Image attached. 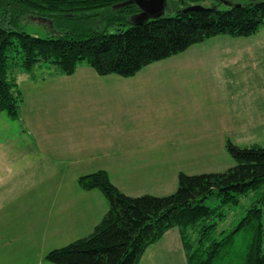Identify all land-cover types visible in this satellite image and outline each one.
<instances>
[{
    "label": "rangeland",
    "instance_id": "1",
    "mask_svg": "<svg viewBox=\"0 0 264 264\" xmlns=\"http://www.w3.org/2000/svg\"><path fill=\"white\" fill-rule=\"evenodd\" d=\"M253 1L264 0H169L161 11V17H174L177 12L191 8L225 11L232 6H243ZM74 26L86 29L88 33L101 30L106 25L100 19L80 20ZM22 29L41 38L61 36L58 32L61 29L57 30L53 24L31 18L22 22ZM118 29L120 27H109V33L114 34ZM212 44L228 52L230 47L236 52L243 45L256 50L243 56L236 54L235 60L229 63L225 61L224 70L217 71V59L211 57L210 49L207 46H194L193 50L176 57L178 59L192 53L189 59L182 58L179 65L163 68L164 73L159 71L157 77L163 79L167 99L169 91V102L180 92L183 94L173 100L171 106L169 102H161V95H156V98H160L157 107L166 113L162 115L163 119L168 118V125L159 129L156 138L168 141L164 145L167 150L162 151L161 144L143 149L142 144L147 139L140 141L139 136H134L139 141L132 138L130 147L124 150L127 153L124 158L127 165L122 169L104 158L105 153H102V158L87 161L86 155H81L80 159L85 160V163L79 164V160H76L78 151H70L72 144L67 141L70 137H60V132L66 127L73 129L69 121L62 119L63 116L60 121H56V115L50 126L53 131H59L55 144H52L56 149L52 154L60 151L75 154L58 165L54 159L38 151L36 145L40 140L37 137L34 139L33 132L26 127L25 109L31 112V126L39 119L37 112L43 119V111L33 107L36 96H40V106L44 105L46 98L41 96L53 97L52 81L60 75L57 76L49 64H38L32 72L15 71L24 103L20 117L18 121H11L5 113L0 114V264H51L45 260L46 255L86 235V226L83 227L79 221L82 215L78 213L86 207V193L78 182L84 176L104 171L127 195L161 197L176 191L178 174L181 172L189 176L212 174L236 166L226 147L230 141L240 148L255 145L264 147V27L250 38L219 36ZM198 54H202L207 61H196ZM218 59L220 61L222 58ZM83 67L89 68L84 63L78 70ZM168 82L170 84L166 87ZM59 97L62 95L54 96L53 106H56ZM74 104L78 105V109ZM68 106L71 107L68 113L71 111L75 116L85 111V103H69ZM169 113L175 118L168 117ZM44 120L49 121L47 118ZM85 122L86 114L83 113V119L77 124L83 129ZM157 141L153 144L161 143ZM113 148L117 149V146ZM139 150L148 161L147 165H141V159L138 165L142 168L133 161ZM5 175L16 177L9 180ZM27 185L29 189L25 190ZM41 187H46L48 192L52 190V194L46 198L40 197ZM263 197L264 186L241 197L236 206L220 208V200L216 196L208 199L206 206L216 209L217 214H224V217L215 218L218 223L216 238L222 240L223 234H231L252 205ZM66 205H70L67 213L62 211ZM71 230H74L73 237L67 235ZM248 238L247 230L236 234L214 264H244Z\"/></svg>",
    "mask_w": 264,
    "mask_h": 264
},
{
    "label": "trees",
    "instance_id": "2",
    "mask_svg": "<svg viewBox=\"0 0 264 264\" xmlns=\"http://www.w3.org/2000/svg\"><path fill=\"white\" fill-rule=\"evenodd\" d=\"M126 0H0V114L18 121L23 94L15 71L32 72L51 65L57 76H73L87 65L100 77L131 78L150 65L185 53L219 36L250 38L264 27V1L228 10H181L174 17L140 21V12ZM140 14V15H139ZM53 24L61 36L41 38L25 32L22 22ZM102 20L101 30L74 25ZM130 26L129 28H127ZM109 27H120L110 34ZM123 28H126L125 30ZM236 166L221 173H179L175 193L130 197L104 171L79 179L85 191L99 190L109 210L94 231L70 245L51 251V264H140L147 250L164 235L180 230L188 264H214L240 231L249 232L244 264H264V197L255 202L231 234L218 240L216 209L205 205L213 196L220 208L264 186V147L240 148L227 143Z\"/></svg>",
    "mask_w": 264,
    "mask_h": 264
},
{
    "label": "crops",
    "instance_id": "3",
    "mask_svg": "<svg viewBox=\"0 0 264 264\" xmlns=\"http://www.w3.org/2000/svg\"><path fill=\"white\" fill-rule=\"evenodd\" d=\"M216 38L196 46H207L210 49L211 57L217 59L215 64L217 71L224 70L226 68L225 61L229 63V61L235 60L236 54L243 56L252 50H256L250 46H244L246 45L244 43L243 46L236 49V52L230 47L229 53L228 51L219 50V45L212 44ZM205 43L208 45H205ZM193 47L186 52L193 50ZM190 56H192V53L178 59L173 57L166 61L150 65L131 78H122L119 76L100 77L94 70L86 67L77 70L73 76H58V78L52 81L53 97L41 96L46 98V100L44 105L40 106V96H36L37 100L34 104L35 106L33 105L37 111H43V119L47 118L49 121H43L37 112V117L39 119L31 126V112L29 109H25L26 127L33 132L34 139L37 137L40 140L38 145H36L38 149L35 148L48 158L54 159L58 165L65 162L68 156L75 154L62 151L57 154H52L53 151L56 150L52 144H55L54 140L56 133L59 131H53L50 126L53 124V120H55L54 117L58 115L56 121H60L61 116H63L62 119L69 121L71 127H73V129L66 127L63 132H60V137H70L67 140L72 144L70 151H78L79 155H77L76 160H79V164L85 163V160L80 159L81 155H86L87 161V159L96 160L102 158V153H105L104 158L113 161L122 169L124 165H127L126 162H124V158H126L127 155L124 150L130 147V141L134 136H139L140 141L144 138L143 141L147 139L146 143L142 144L143 149L148 147L153 148L161 144L163 145L161 150H167V147L164 145L168 141L156 138L159 129L168 125V118L165 120L162 116L166 113H162L163 109L157 107L160 98H156V95L162 96L161 102L168 103L169 91L167 99L165 97L166 92L163 79L157 76L159 75V71L165 72L163 68L175 67L180 64L182 58L188 57L189 59ZM198 57L196 61H207V58H204L202 54H198ZM218 57L222 59L219 61ZM176 60H179V62L176 63ZM212 66L211 64V67ZM176 80L178 82L180 81L177 78ZM169 84L168 82L166 87H168ZM56 94H61L62 97L57 98L56 106H53V99ZM180 94L182 93L180 92L173 100L178 99ZM173 100L169 102V106H171V103L173 104ZM75 102L85 103V111H81L78 116H75L71 111L68 113L71 109V107L68 106L69 103ZM74 106L78 109L77 104H74ZM82 112L86 114V122L84 123L85 127L83 129L77 124L80 119H83ZM168 117L171 119L173 117L175 118L171 113H169ZM91 119H93L92 123L90 121ZM156 141L161 143L153 144ZM115 146H117V149L113 148ZM130 152L134 151L130 150ZM31 153L35 154L33 151H31ZM141 159L143 160L141 165L148 164V161L141 156L139 150L136 152L133 160L134 163L137 164V167H141V165H138L139 162L141 163ZM43 163L44 159L41 165H43ZM26 164H28V161H26ZM108 175L111 180L110 174ZM5 177L10 180L16 176L5 175ZM27 180L31 182L30 179ZM113 185L115 184L113 183ZM30 188L33 189V185H31ZM45 188L46 187H41L40 189L39 196L42 198H46L52 194V190L48 192ZM28 189L29 186L27 185L25 190ZM84 193H86V207L79 210L78 213L82 215L79 221L82 222L83 227L86 226V235L81 238L89 236L109 210L108 202L101 191H84ZM67 209L70 210V205L64 206L62 211L67 213ZM73 231L74 230H71L67 235L73 237ZM140 264H188L180 230L174 228L168 231L159 242L147 250Z\"/></svg>",
    "mask_w": 264,
    "mask_h": 264
},
{
    "label": "water",
    "instance_id": "4",
    "mask_svg": "<svg viewBox=\"0 0 264 264\" xmlns=\"http://www.w3.org/2000/svg\"><path fill=\"white\" fill-rule=\"evenodd\" d=\"M163 1L164 0H153V1L145 2V3L139 2L137 4V7L140 10H143V13L139 16L140 21H147L149 19L160 18L161 17V11L163 10V7H164ZM125 4H127V3H125ZM195 9H197V8H191L189 10H195ZM155 12H156V14H155Z\"/></svg>",
    "mask_w": 264,
    "mask_h": 264
},
{
    "label": "flooded vegetation",
    "instance_id": "5",
    "mask_svg": "<svg viewBox=\"0 0 264 264\" xmlns=\"http://www.w3.org/2000/svg\"><path fill=\"white\" fill-rule=\"evenodd\" d=\"M150 1H153V0H126V3H129L130 6L135 5V6L137 7V4H138L139 2H141V3H145V2H150ZM168 1H169V0H164V1H163L164 6H165V3H167ZM137 8H138V7H137ZM138 10H139L140 14L143 13V10H140L139 8H138ZM140 14H139V15H140ZM155 14H156V12H155ZM155 14H154V15H155Z\"/></svg>",
    "mask_w": 264,
    "mask_h": 264
}]
</instances>
